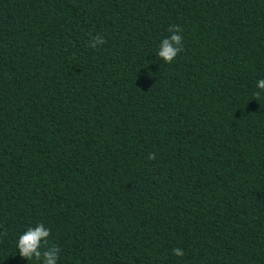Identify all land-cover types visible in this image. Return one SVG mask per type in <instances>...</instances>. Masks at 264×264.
Wrapping results in <instances>:
<instances>
[{
  "label": "trees",
  "instance_id": "obj_1",
  "mask_svg": "<svg viewBox=\"0 0 264 264\" xmlns=\"http://www.w3.org/2000/svg\"><path fill=\"white\" fill-rule=\"evenodd\" d=\"M261 79L264 0H0V264H264Z\"/></svg>",
  "mask_w": 264,
  "mask_h": 264
},
{
  "label": "clouds",
  "instance_id": "obj_2",
  "mask_svg": "<svg viewBox=\"0 0 264 264\" xmlns=\"http://www.w3.org/2000/svg\"><path fill=\"white\" fill-rule=\"evenodd\" d=\"M168 32L170 35L162 39L157 56L165 63L171 64L178 54L183 51V28L180 25L173 24L168 28ZM105 42L103 36L96 35L92 37L89 46L96 48ZM257 89L258 91L253 93V99L260 101L261 95L264 93V79L257 82ZM147 159L154 160L155 153H149ZM50 235V229L45 227L43 223L28 227L16 242L20 257L28 261L35 259L39 264H58L60 248L57 245H49ZM172 251L176 256L182 257L184 255L182 248L177 247Z\"/></svg>",
  "mask_w": 264,
  "mask_h": 264
}]
</instances>
